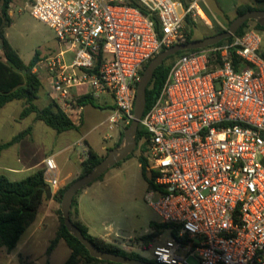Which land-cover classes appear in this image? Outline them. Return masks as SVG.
<instances>
[{"label":"built area","instance_id":"built-area-1","mask_svg":"<svg viewBox=\"0 0 264 264\" xmlns=\"http://www.w3.org/2000/svg\"><path fill=\"white\" fill-rule=\"evenodd\" d=\"M30 0L60 50L33 72L76 126L83 96L111 99V128L134 117L136 83L164 49L186 43L201 0ZM206 14V13H205ZM160 25L159 36L156 20ZM205 20V18H203ZM205 21H208L207 19ZM147 201L167 225L149 249L156 264H264V56L254 26L179 57L143 116ZM89 156L84 138L75 143ZM44 180L60 188L53 156ZM167 233L168 237L161 240ZM125 248V247H123Z\"/></svg>","mask_w":264,"mask_h":264},{"label":"rangeland","instance_id":"rangeland-1","mask_svg":"<svg viewBox=\"0 0 264 264\" xmlns=\"http://www.w3.org/2000/svg\"><path fill=\"white\" fill-rule=\"evenodd\" d=\"M249 4H252L258 10H264V3ZM29 5L30 0H13L9 10L11 24L9 26L5 25L2 29L12 47L19 51L25 63L30 62L36 52L45 57H50L57 54L60 50L54 30L47 24L34 18L30 13ZM200 5L206 10L204 3H200ZM234 14L236 15L237 13L234 12ZM205 20L197 18V21H193L194 25H185L193 40H201L216 35L221 30L228 29L232 18L230 16H223L220 22L211 18H208V21ZM255 22L252 20L249 24L254 25ZM260 36L261 52L264 54V31H260ZM47 100L50 101V98ZM102 101H105L107 104L105 105L103 102L96 101L95 105L89 104L86 107V113L91 117L84 129L85 132L90 130L88 135H86V139L95 150L100 151L103 146L106 147L100 152L102 156L106 157L109 148L113 149L118 144H122L124 137L121 138V132L125 131L127 124H125V120L121 119L117 122V125L114 124L111 128L109 120L113 114L111 99L104 96ZM47 102L37 101V104L43 107L44 103L48 104ZM7 112L9 110L4 111L3 115L7 116ZM41 124L44 129L47 128L49 130L50 135L46 134L44 137L41 130L39 133L36 131L37 136L35 139L37 141L44 140V145L47 146L46 150L51 148V146L53 147L56 142L58 144L60 141H64L65 138L71 137L75 139L82 136L78 131H70L67 134L59 135L44 122H41ZM74 148L76 149L77 147ZM50 154L48 152L47 156ZM66 155V153H62L56 157L57 162L63 167L62 179L65 185L78 179L84 173L83 162L87 159L84 154L76 155L75 158L71 155L73 163H65ZM141 155H143V150H141L139 145L138 150L129 158L121 161L117 166L110 168L102 180L96 181L83 189L78 194L77 202H79V209L83 220L90 227L92 235H103L104 238L102 239L106 242L113 243L126 252L138 253L147 260H150L151 251L149 249L158 241L159 234L154 237L151 243L152 246L150 245L151 247L148 246V241L144 240L143 237L154 231L158 232L152 223L158 224L159 217L147 201L146 196L149 184L139 162ZM42 167L43 165L41 164L36 170L42 169ZM55 202L57 207L54 210L55 219L48 220L45 226L46 229H43L41 234L33 240L32 244L34 245L31 244L32 258L21 256L13 259L9 264H65L71 251L64 240L58 242L52 254H47L50 243L56 236L60 226L58 210L61 207V203L56 200ZM71 211L73 218L77 220L76 208L71 209ZM31 230L32 228L25 233L23 239L29 235ZM167 237L168 234L165 233L161 240ZM79 264H83V259H80Z\"/></svg>","mask_w":264,"mask_h":264},{"label":"trees","instance_id":"trees-1","mask_svg":"<svg viewBox=\"0 0 264 264\" xmlns=\"http://www.w3.org/2000/svg\"><path fill=\"white\" fill-rule=\"evenodd\" d=\"M127 1L129 4L139 8L143 13L147 14V10L145 9V7L137 0ZM181 1H183L184 4L188 6L190 0ZM255 1L258 4L264 3V0ZM12 2L13 0H0V49L3 52V55H0V109L11 101L19 100L23 102V109L19 117L20 119H24L31 114H35L36 121H43L47 126L54 129L58 133L77 129L78 127H76L71 122V120L63 112L61 106L54 100H50L48 104L43 107H40L37 104V101L40 98L41 90L43 88V82L39 79L38 75L33 72V69L36 63L39 61L40 54L39 52H36L30 62L25 63L19 55L18 51L12 47V45L7 39V36L2 30L5 25L9 26L11 24L9 10ZM255 9L257 8L252 5L241 4L237 6L236 13L237 15H242L248 10ZM234 19L230 21V24ZM155 20L157 26L156 29L160 36V25L156 18ZM249 22L251 21H247L246 23H244L235 35L238 36L244 34L248 27L252 26L249 24ZM185 23L187 26L194 25L193 20L190 16L186 17ZM253 26L259 32L264 31V27H262L258 22H255ZM222 31L224 30H221L220 32ZM232 38L233 36L220 41L216 45H221L225 42L231 41ZM191 41L194 40L191 36H189L187 39V43ZM195 51L198 50L180 51L177 54L168 57L162 65L156 68L153 79L149 83L146 90V109L144 115L148 112V110L158 98L166 80V77L168 76V73L172 68L173 64L176 62V60L183 55ZM137 85L138 83H136V86ZM79 103L82 105H95V101L89 96L81 97L79 99ZM130 123L125 126V129L130 125ZM31 131L32 126H29L25 130L21 131L10 141L1 144L0 151L20 142L28 134H30ZM123 137L124 131L121 132V138ZM147 139L148 131L144 127V125L140 123L136 135L137 147L135 151L138 150L140 145L141 150H143L144 152L147 145ZM118 146L119 144L116 147ZM116 147H113V149ZM110 150H112V148H109L108 152ZM133 153H131L127 158H129ZM104 158L105 156L100 155L90 147L89 156L83 162L84 173L80 175V177L91 172ZM139 162L143 170L144 176L148 181L149 189L153 186V183L152 179L148 176L146 162L143 155L139 157ZM119 163H117L115 166H117ZM104 176L105 173L96 181L102 180ZM72 182L68 183L63 188L58 189V191L53 195V198L59 203H61L64 192ZM82 190L78 191V193L74 197L72 209L77 207V197L78 194L82 192ZM51 197L52 190L51 187L44 180L43 168L35 170L27 177L21 180H11L5 174L0 175V248L5 247L6 250L9 252L14 250L17 247L21 237L28 229V227L33 224V222L36 220L40 206L44 203V201ZM58 214L60 226L56 236L54 237V239H52L50 246L47 250L48 255L52 254L60 240H64V242L71 251V254L66 260L65 264H79L80 259H83V264H113L110 261H104L92 257L86 247L79 241V239L72 235L66 228L61 208L58 210ZM71 219L73 223L80 228L84 236L87 237L100 250L113 254L123 255L133 259H140L152 262L151 260H147L138 253L126 252L121 247L113 243L106 242L104 239L98 236L90 234L88 227L82 221L78 219L75 220L73 218L72 211ZM152 225L157 229L158 232L154 231L153 233L147 234L143 237L144 240L148 241L149 247L152 246L151 243L154 240V237L158 234H161L159 232H164L167 228V225L165 224H157L154 222L152 223Z\"/></svg>","mask_w":264,"mask_h":264},{"label":"crops","instance_id":"crops-1","mask_svg":"<svg viewBox=\"0 0 264 264\" xmlns=\"http://www.w3.org/2000/svg\"><path fill=\"white\" fill-rule=\"evenodd\" d=\"M201 3L205 4L206 10L205 13L208 18L214 19L216 21L220 22L221 17L223 16H230L232 19L236 17V15L233 13L236 12V8L238 5L241 4H249V3H256L255 0H201ZM213 3V5H212ZM233 3V4H232ZM252 5V4H249ZM207 25V23H205ZM19 53V51H18ZM0 55H3L2 50L0 49ZM20 55V53H19ZM48 57H45L43 55H40V59H45ZM43 82V81H42ZM50 91V85L45 82H43V88L40 93V98L38 101H44L47 102ZM51 100V98H50ZM96 102V101H95ZM48 103V102H47ZM101 104V103H99ZM46 104L44 103V106ZM89 104L84 105V113H83V122L80 127H78L75 130H69L60 134H67L70 131H78L82 134L81 137L72 139L71 137L65 138L64 141H60V143L54 144L53 147L46 150L47 146L44 145L43 141H37L35 137L37 136V133L41 130L44 134V137L46 134L50 135V132L47 128L44 129L42 127L43 125L41 122L43 121H36L35 120V114H31L28 117L24 119H20V114L23 109V102L19 100L11 101L7 103L4 107L0 109V145L3 143H6L10 141L14 136H16L21 131L25 130L29 126H32V131L30 134H28L24 139H22L20 142L10 146L9 148H5L0 151V175L5 174L7 175L11 180H21L25 177H27L29 174L34 172L39 165H44V161L47 157L53 156L58 168V175L60 179V188L64 187V180L62 179V165L59 164L56 160L57 155L66 153L65 157V163H73L71 155L75 158V156H79L80 149L75 147V143L81 139L84 138L86 144L88 147L94 149L91 144L86 139V135H88V132H85L84 127L86 126L87 122L90 121L89 114L86 113V107ZM99 106V105H98ZM100 107V106H99ZM10 108V109H9ZM9 110L7 112V116L3 115V112ZM94 111V109H92ZM3 116V118H2ZM18 124V126H16ZM43 128V129H42ZM54 130V129H53ZM83 131V132H82ZM116 134V133H115ZM58 138V135H57ZM106 147L103 146L101 150H95L97 153L101 155L100 152L104 150ZM51 153L47 156V153ZM64 184V185H63ZM67 185V184H66ZM59 188V189H60ZM52 197L48 198L44 203L40 206L36 220L31 224L26 232L32 228L29 235L23 239V236L21 237L17 247L12 251H7L5 247L0 248V264H9L13 259H16L18 257L23 256L24 258H32L33 252H32V244L33 240L41 234V231L43 229H46V222L48 220H54L55 219V211L57 209L55 199L53 198V195L58 191V189L52 188ZM77 212V219L82 221L89 229V232L91 234L90 227L84 222L82 214L79 209V202L76 207ZM99 236L101 238H104L103 235H94ZM32 244V245H31ZM16 250V251H15Z\"/></svg>","mask_w":264,"mask_h":264},{"label":"water","instance_id":"water-1","mask_svg":"<svg viewBox=\"0 0 264 264\" xmlns=\"http://www.w3.org/2000/svg\"><path fill=\"white\" fill-rule=\"evenodd\" d=\"M252 20L258 22L262 27H264V10H248L242 15H237V17L231 22L228 29L201 40L176 44L160 52L147 65L137 85L136 99L134 104V117L130 125L124 131V139L122 144L110 150L107 156L91 172L73 181L64 192L61 200L60 208L66 228L72 235L79 239V241L86 247L92 257L104 261H110L115 264H156L145 260L133 259L123 255L105 252L97 248L87 237L84 236L80 228L77 227L71 219V209L74 197L78 191L94 183L110 168L125 160L131 153L135 151L137 147V131L146 109V90L149 83L153 79L154 72L157 67L162 65L168 57L175 55L180 51L199 50L214 46L220 41L234 36L244 23Z\"/></svg>","mask_w":264,"mask_h":264},{"label":"bare ground","instance_id":"bare-ground-1","mask_svg":"<svg viewBox=\"0 0 264 264\" xmlns=\"http://www.w3.org/2000/svg\"><path fill=\"white\" fill-rule=\"evenodd\" d=\"M199 13H200V15H201L203 18L208 19V18H207V15L205 14V12H204L201 8L199 9Z\"/></svg>","mask_w":264,"mask_h":264}]
</instances>
